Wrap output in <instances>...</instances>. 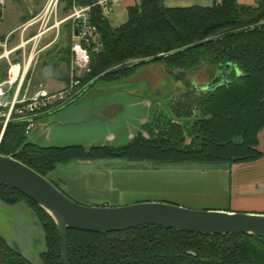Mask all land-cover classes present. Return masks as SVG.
Here are the masks:
<instances>
[{"label":"trees","instance_id":"trees-1","mask_svg":"<svg viewBox=\"0 0 264 264\" xmlns=\"http://www.w3.org/2000/svg\"><path fill=\"white\" fill-rule=\"evenodd\" d=\"M71 2L62 0L61 14L68 12ZM93 2L79 0L81 5ZM131 2L126 8V21L119 27H112L99 8L92 9V24L97 28L101 47L91 53L90 72L81 78L82 84L93 79L103 84L116 83L138 67L153 63L162 64L169 72H182V78L186 75L193 79L202 73L206 84L219 66L231 64L239 74L231 73L228 84L214 91H198V96L184 93L185 100L171 106L175 112L167 113L170 132L157 131L156 139L140 133L122 148L27 145L20 152L27 141L24 125L11 123L0 139V155L14 156L43 177L52 174L57 166L79 160L217 163L229 168L261 158L256 148L257 135L264 128V0H256L254 6L239 0H211L210 6L186 7L168 6L165 0ZM61 30L67 36L66 45L56 44L53 51L41 54L40 69L55 63L61 70L69 67L70 24ZM7 68L6 62L0 60V81L6 78ZM180 116L185 118L182 125L176 119ZM148 128L146 124L142 131ZM185 133L191 136L185 148L192 146L193 150L181 151L177 150L178 144L175 146ZM171 144L175 147L171 148ZM0 201L6 206L26 203L42 225V264H63L58 232L51 218L1 183ZM0 247L6 252L1 236ZM67 252L69 264H264V239L249 235L202 236L160 227L110 234L67 230ZM3 264L29 262L8 252Z\"/></svg>","mask_w":264,"mask_h":264},{"label":"water","instance_id":"water-1","mask_svg":"<svg viewBox=\"0 0 264 264\" xmlns=\"http://www.w3.org/2000/svg\"><path fill=\"white\" fill-rule=\"evenodd\" d=\"M233 70L231 64L219 66L214 79L200 90L214 91L226 86L227 77ZM236 73L239 74L237 70ZM41 80L69 84V77L55 63L44 66L39 77L29 80L26 93ZM127 85L108 84L106 90L92 91L61 114L37 122L35 131L27 136L20 152L27 145L66 148L81 146L75 143L83 140L105 141L123 128L142 131L147 124V110L151 102L133 93ZM41 135L49 136L56 143L67 144L62 147L39 146L35 141ZM49 178L50 174L43 177L14 156L0 155V183L25 196L51 218L58 232L63 264H69L67 230L110 234L140 227H160L202 236L249 235L264 239V215L194 211L164 202H141L118 207L87 206L71 199ZM5 256V250L0 247V264H3Z\"/></svg>","mask_w":264,"mask_h":264},{"label":"rangeland","instance_id":"rangeland-1","mask_svg":"<svg viewBox=\"0 0 264 264\" xmlns=\"http://www.w3.org/2000/svg\"><path fill=\"white\" fill-rule=\"evenodd\" d=\"M37 1L42 3V1L44 0H37ZM255 1L256 0H239L240 3L251 6L255 5ZM167 3H169L168 0H165L166 5ZM211 4L212 2L210 1L208 4H206V6H210ZM185 5L186 4H181L179 6L186 7ZM11 6H12V10L10 9V11L17 19L21 18L24 15H29V16L33 15V18L34 17L36 18L37 16H39L40 12L42 11L41 8L36 9L35 7H32L30 5H25L24 0L23 2H20L18 5L12 4ZM60 11L61 12L63 11V4L60 6ZM126 18H127V11L125 7V3L123 2V0H120L119 4L113 8V11L107 17V20L112 27H119L126 21ZM20 24L21 23L19 22V25ZM40 24L41 23L39 22L38 24H35L34 26L30 27L27 33H24L25 34L24 38L31 36V34H33L40 27ZM17 26L18 25L14 17H11L10 15L6 16L5 19L2 22H0V42L2 41L3 35L15 29ZM62 27H60V33L58 34V38L55 42H51V39L54 38V34L56 32L48 33L41 40L39 44L40 47L47 46L52 43L47 49H45L41 53L43 56L46 54V52L50 50L53 51L52 48H54V46L60 44L66 45L67 36L63 35V31L61 30ZM19 38H20V33H15L11 38V40L8 42V48H10L9 47L10 45H12V47H14V45H17V43L19 42ZM30 48L31 46L29 45V47H27V50H30ZM0 53H2L1 46H0ZM52 55L53 54H51V56ZM40 64L41 62H39V58H38L36 72H35L36 76L34 77L40 76V70H41ZM84 75H82V77ZM182 76H183L182 72L179 71L169 72L163 67L162 64L153 63L138 67L132 75H130L129 77L125 78L122 81L116 82L117 85L128 84L127 86L133 89L132 90L133 93L136 92L137 95L147 98L151 102L147 111V117L149 118L148 120L149 128L146 132L141 131L137 135L142 133L146 138H149L151 140L157 138L154 137V134L157 133V131H161V130L169 131L168 117L165 111L163 112L160 108L155 107V101L166 102V107L169 110L173 105V103L179 101L181 93L186 92L190 94V92H192L193 94L198 96V94L200 93L198 91H201L199 90V87H202L206 84V81L204 80L202 73L195 76V78L193 77L194 80L191 79L189 76L186 77L185 75L184 78H182ZM95 80L93 79L89 81L91 85L84 90L80 98L92 91L95 92L99 90H106L105 86H108V84H103V82L101 81L95 82ZM40 83H42L45 86V88L49 90L51 86V91H58L57 88L52 86L53 84H55V81L53 80H41ZM194 133L195 132H193V134ZM29 134H31V132ZM29 134L25 132L26 136H28ZM137 135H135L133 138H135ZM1 137L2 136L0 134V139ZM133 138L131 139L130 142L133 141ZM180 139L181 140H179L178 143H176L175 145L177 146L178 144V146H180L177 147V150L188 151L189 149L191 150L194 149V147L192 146L189 147L188 149L185 148V145L191 143V136L189 134L185 133L184 136L181 137ZM41 145L43 146L45 144H40V146ZM175 146H173L172 144L170 145L171 148ZM85 149H90V147ZM78 162L86 163L88 165H76ZM101 162H103V164H101ZM150 165H152L151 167H155V168H170V169L173 168L174 169L190 168L194 170L227 169V166H225V164H217V163L216 165L208 164V163L153 164L151 162L134 161L132 159H130V161L119 160V159L91 160V161L79 160V161H73L65 166H57L55 168V171L52 174H50L49 179L52 183H55L56 185L61 187L56 179L58 170H76L79 172V171L97 169L96 167H100V168L102 167L104 170L111 171V170H119V169L127 170V169L138 168L140 166H150ZM240 175L241 174L238 173L237 177H241ZM218 177L219 179L216 180V183L214 185L207 186L200 184V186L196 190H194L193 193H189V194L183 193V194H177L175 196L174 195L162 196L160 194L151 195L150 199H154L158 201L160 200L161 202L169 203L176 206L179 205V207L194 211L224 210L228 208L229 200H230V195L227 193L225 189V185H226L225 182L227 177L223 173L218 174ZM245 177L246 178H244V181H248L249 179L253 180L256 178V174H252L250 176L246 175ZM104 180L107 181L106 179ZM99 182H102L100 178H94V179L89 178L88 180H84V183L88 184L90 189H92V187L93 188L97 187V184ZM79 184H76L75 186L73 185V187L75 189H81V191L86 192L85 188H81ZM112 188L113 187H111L110 189L109 187L108 189L107 188L106 189L110 190L109 192H112ZM109 192L107 191L103 192L104 196L107 195L106 197L107 201L110 198H112V200L115 199L116 198L115 196L119 194L118 192L115 193L113 192L112 195H108L107 193ZM89 193L91 194V192ZM93 194L96 196V193ZM137 203H141V202H137ZM0 236L6 243L7 253L9 252L10 254H13L19 260L23 259L29 262V264H42V261L40 259V253L45 251V241H44V233H43L42 225L39 223L33 210L26 203L20 202L15 205L6 206L0 201Z\"/></svg>","mask_w":264,"mask_h":264},{"label":"crops","instance_id":"crops-1","mask_svg":"<svg viewBox=\"0 0 264 264\" xmlns=\"http://www.w3.org/2000/svg\"><path fill=\"white\" fill-rule=\"evenodd\" d=\"M47 0L42 1V3L37 0H24L25 5H30L36 9L41 10ZM211 0H168V6H179L181 4H186L185 6L200 5L206 6ZM23 0H0V22H2L6 16L10 15L14 17L17 23V27L5 35L2 36V41L0 45L7 40H11L15 33H20V36L24 37V33L21 28L29 22L33 15H24L17 19L10 11L12 10V4H19ZM125 7L132 5L131 0L123 1ZM9 3V4H8ZM11 4V5H10ZM63 4V3H62ZM61 4V5H62ZM190 4V5H188ZM64 8V4H63ZM40 10V11H41ZM19 20V21H18ZM19 22L21 23L19 25ZM20 40V38H19ZM11 44V43H10ZM18 44V43H17ZM16 45H14L15 47ZM13 48L12 45L9 46ZM54 81V80H53ZM61 90L63 84L56 82L52 85ZM49 90V89H48ZM51 91V86H50ZM82 98V97H81ZM81 98L77 99L74 103L79 101ZM73 103V104H74ZM160 101L155 102V107L160 108L163 106ZM71 104V105H73ZM71 105L66 108L46 117L39 122H43L50 119L53 116L61 114L66 111ZM166 110V107L163 106ZM162 110V109H161ZM148 111V110H147ZM167 111V110H166ZM147 124L149 123V118L146 116ZM35 129L32 130L34 132ZM140 131H134L129 128H123L116 131L114 137L105 141H88L83 140L75 144H79L82 147L88 148L92 146H122L131 141V139L137 135ZM47 136L41 135L36 139L35 143L42 147H62L66 146L67 143H56L51 141V138H46ZM257 151L261 154V158L250 163H240L231 165L227 169L219 170H194V169H170V168H155L150 166H140L138 168L127 169V170H104L102 167H96L97 169L86 170V171H76V170H58L56 179L60 184V188L74 201L87 206H108V207H118L126 206L128 204H134L137 202H161L160 200L150 199L151 195H162L171 196L177 194H189L193 193L200 184L202 185H214L216 180L219 179L218 174L223 173L227 179L225 182V189L230 195L229 206L224 210H211L220 211L226 213H245L251 215H264V128L257 135ZM89 163V162H88ZM103 164V162H101ZM76 165H88L86 163L78 162ZM143 165V164H142ZM145 165V164H144ZM241 174V177H237V174ZM256 174V178L253 180L244 181L245 176H250ZM89 178H100L102 182L97 184V187H90L88 184L84 183V180ZM243 178V179H242ZM106 179L107 181H105ZM80 183V184H79ZM79 184L81 188H85L86 192L81 191V189H75L73 185ZM112 188V192L107 190ZM105 188V189H103ZM107 188V189H106ZM91 191H90V190ZM109 192L108 195H112L113 192H118L116 198L112 200L110 198L106 200L103 192ZM91 192V194L89 193ZM96 193V196L93 194ZM101 193V194H100ZM121 193V194H120ZM100 194V195H99ZM116 195V194H115ZM179 206V205H178ZM44 252V251H43ZM41 252V253H43ZM40 253V254H41Z\"/></svg>","mask_w":264,"mask_h":264},{"label":"built area","instance_id":"built-area-1","mask_svg":"<svg viewBox=\"0 0 264 264\" xmlns=\"http://www.w3.org/2000/svg\"><path fill=\"white\" fill-rule=\"evenodd\" d=\"M128 1V0H123ZM120 0H94L90 5H81L79 0H72L67 13L61 14L62 0H47L39 16L32 18L22 28V32L39 22L40 27L29 37L20 36L18 44L8 48L5 40L0 60L8 65L7 76L0 81V124L1 136L11 123H21L27 134L32 132L39 120L46 118L73 104L83 94L90 83L82 84L81 77L90 72V55L100 50L101 44L97 28L92 24V9H100L107 18ZM70 24V65L62 70L69 77V84H63L58 91H50L39 82L29 93L26 84L36 76L39 55L51 44L40 47L43 37L53 33L55 42L60 27ZM31 46L30 50L27 47Z\"/></svg>","mask_w":264,"mask_h":264},{"label":"flooded vegetation","instance_id":"flooded-vegetation-1","mask_svg":"<svg viewBox=\"0 0 264 264\" xmlns=\"http://www.w3.org/2000/svg\"><path fill=\"white\" fill-rule=\"evenodd\" d=\"M233 72L236 73V70L234 69L233 71L230 72V74L233 73ZM230 74H229V76H230ZM236 74H237V73H236ZM229 76H228V77H229ZM214 77H215V74H214ZM214 77H213V79H214ZM228 77H227V80H228ZM213 79H212V80H213ZM212 80H211V81H212ZM199 90H200V87H199ZM185 93H186V92H185ZM183 94H184V93H181V95H180V98H179V101H180V102H183V101L185 100V99L182 97ZM159 102H160V101H159ZM164 105H165V107H166V102L164 103ZM163 108H164V107L161 106L162 111H163V112L165 111L166 115H167L168 112H169V113H171V111L175 112V107L170 108V110H168L167 107H166V110H167V111H166L165 109H163ZM178 115H179V114H178ZM180 115L182 116V113H180ZM196 115H197V113L195 112V113H194V116L196 117ZM171 116H172V115H171ZM181 116L178 117V118H176L177 121H178L177 123H178L179 125H182V124L184 123L183 120H185V118H184V117H181ZM172 118H173V116H172ZM173 122H175V119H174V118H173ZM141 134H142V133H141ZM142 135L144 136V134H142ZM144 137H145V136H144ZM128 144H129V143L124 144V145H122V146H109V147H112V148H122V147L127 146ZM6 253H7V252H6ZM7 255H8V253L6 254V256H7ZM6 256H5V258H6ZM5 258H4V259H5ZM3 262H4V261H3Z\"/></svg>","mask_w":264,"mask_h":264}]
</instances>
